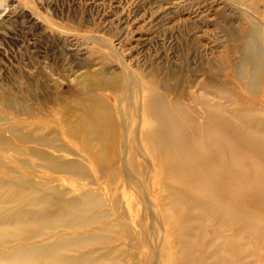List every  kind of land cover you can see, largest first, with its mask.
<instances>
[{
	"label": "rangeland",
	"instance_id": "374dc122",
	"mask_svg": "<svg viewBox=\"0 0 264 264\" xmlns=\"http://www.w3.org/2000/svg\"><path fill=\"white\" fill-rule=\"evenodd\" d=\"M255 25L261 27L257 43L264 46V0H0V131L2 138L14 142L0 148V179L21 178L60 190L67 198L90 192L104 202L95 212L107 209L109 220L131 223L133 215L126 213V202L115 193L110 178L122 166L113 162L111 136L100 138L105 147L89 150L84 148L87 138L72 137L69 128L95 97L113 109L121 154L122 136L132 139L119 128L124 122L120 109L124 89L119 86L124 74L136 72L161 88L170 82L176 88L172 95L201 91L213 80L226 84L231 70L250 68L244 50ZM258 87L261 102V80ZM22 134L29 137L17 136ZM6 191L0 190V215L5 216L23 205L6 198ZM164 193L161 186L147 196L154 200ZM40 203L31 207L41 211L45 205ZM56 224L44 225L36 239L0 238V248L82 237L98 226ZM134 229L128 235L117 229L116 253L109 264H154L142 259L143 246L135 243ZM95 246L103 252L105 244ZM91 247L71 254L78 256ZM0 264L10 262L3 259Z\"/></svg>",
	"mask_w": 264,
	"mask_h": 264
},
{
	"label": "bare ground",
	"instance_id": "6f19581e",
	"mask_svg": "<svg viewBox=\"0 0 264 264\" xmlns=\"http://www.w3.org/2000/svg\"><path fill=\"white\" fill-rule=\"evenodd\" d=\"M260 32L255 25L245 46L249 70H243V65L231 70L226 84L213 80L201 91L172 95L176 88L170 82L161 88L154 79L145 80L136 72L124 74V82L119 83L124 89L120 102L124 122L119 128L132 139L122 136L121 154L113 109L90 98L69 134L80 140L84 135V148L89 150L103 148L107 144L100 138L111 136L113 162L122 166L110 178L115 193L126 202V213L133 215V226L120 218L109 220L107 209L95 212L104 202L90 192L67 198L60 190L8 176L0 179V190L7 189L3 195L23 205L13 214L0 215V227L13 226L0 230L4 241L36 239L50 223L98 226L96 232L82 237L2 247L0 261L109 264L116 253L117 229L128 235L134 227L135 243L143 246L142 259L154 264H264V92L261 102L257 93L260 80L264 88ZM10 146L13 140L2 138L0 131V148ZM161 186L164 194L148 198L151 189ZM35 202L43 203V210L33 209ZM101 244H105L103 252L95 246ZM90 245L93 248L72 256L74 250Z\"/></svg>",
	"mask_w": 264,
	"mask_h": 264
}]
</instances>
